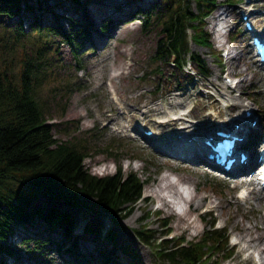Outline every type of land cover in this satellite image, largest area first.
I'll return each mask as SVG.
<instances>
[{
	"label": "rangeland",
	"instance_id": "1",
	"mask_svg": "<svg viewBox=\"0 0 264 264\" xmlns=\"http://www.w3.org/2000/svg\"><path fill=\"white\" fill-rule=\"evenodd\" d=\"M234 1L237 2L218 0L215 13L207 19V29L212 34L213 46L216 51L221 52L222 61L211 53V49L191 43V49L206 60L211 72L209 77L192 72V65H188V71L183 73L169 62L157 64L153 60L161 27L155 24L147 30L144 26V13L152 11L150 9L157 4L160 5L159 0H114L111 3L114 7L108 6L109 4L93 5L92 0H87L79 5V9L78 5H69L66 9H70V12L63 16L59 10L58 13L48 12L43 19L40 17L44 26L51 25L61 32L55 34L46 31L48 44L54 53L51 71L54 81L44 88L43 97L50 106L49 123L55 128V136L69 140L71 137L62 128L68 130L66 123L70 120L79 121L81 128L76 134L88 137L91 143V155L85 160L88 171L103 177L115 174L116 169L121 166L125 172H137L143 179L151 176L150 181L145 184L144 196L137 202L135 211L124 220L119 221L116 218L112 226L117 244L135 249L144 264L166 263L153 253L155 245L143 243L134 230L149 223V228L162 233L166 229L163 227L167 223L164 222L166 219L170 220L172 228L171 234H167L179 238L186 236V242L200 240L214 220L218 222L217 227L226 226L224 229L230 236L229 248L235 252L231 259L224 258V252L220 253L215 258V262L219 261L220 264H256L252 252L264 249L262 242L260 248L249 249L248 258L243 253L247 242L242 237L249 239L250 236H256L257 225L264 231V208L260 209V205L249 201L256 196L251 193L254 188L258 190L255 187L256 182L245 183L249 186L242 193L244 187L236 180L215 177L214 174L205 172L206 169L199 163L183 162L158 154L149 140L145 141L141 136L135 140L129 136V129H137L138 125L154 127L162 134L171 131L173 126L162 123L165 117L176 111L185 112L189 109L192 111L191 119L201 127H206L222 118L227 121L239 118L243 109L248 106L261 119L260 127L256 130L259 131L264 126V65L258 64L251 51L250 35L246 31L242 13L243 9L264 13V0ZM33 3L36 14L41 15L38 0H33ZM52 3L51 1L44 6L49 7ZM140 7L143 8L138 11ZM192 8L196 10L194 3ZM21 14L20 18L0 15V39L4 38L5 27H17L23 20L26 32L32 33L31 20H28L32 19V15L24 11ZM47 16H50L49 21ZM108 18L112 21L105 24ZM103 24L106 25L105 33L101 31ZM80 28L87 33L78 37ZM233 32H240L239 38L232 39ZM65 36H77L76 47L81 49L80 62L76 60ZM94 36L101 41L97 43ZM229 46L233 49L232 54L236 53V57L230 60L223 56V49ZM22 55L23 51L20 50L9 56V63L15 71L21 68L19 61L23 59ZM230 67L232 73L242 81L233 93L223 80L224 72H228ZM57 81L63 85L60 91L54 87L57 86ZM115 99L120 105L114 103ZM230 103L232 110L228 108ZM121 106L125 107V115L119 109ZM258 134L257 143L261 139ZM249 135L251 138V131ZM111 142L115 144L116 157L107 154L110 151L106 150V145ZM214 180L218 184L213 183ZM170 182L176 184L187 199L191 195L198 196L189 211L188 203L180 204V197L166 189ZM156 191H159L161 197ZM260 193L264 194V191L260 190ZM246 194L248 197L244 198ZM205 197H209L207 201H204ZM251 200L255 202L254 199ZM32 206L47 211L67 212L74 220H77L79 213H85L91 220L92 230L100 234L103 233L104 219L109 217L96 216L86 208H71L65 202L42 195L33 200ZM148 209L161 213H154L144 222L142 218ZM208 211H212V216L202 220V213ZM34 224V229L40 230L45 239L50 237L60 241L59 233H47L50 236L46 234L40 220L36 219ZM246 229L251 232L250 236ZM163 236L160 235V238ZM27 237V231L18 226L10 238L15 255L5 254L0 260L7 264H48V260H52L53 264H111L102 262V257L98 254L101 241H82L81 254L76 258L66 249L61 250L57 244L49 243L42 250L41 257H37L32 252L36 247ZM37 238L39 236L34 239ZM239 241L240 246H236ZM28 246L33 249L27 251ZM120 256L122 264H135L128 257ZM215 262L210 261L211 264Z\"/></svg>",
	"mask_w": 264,
	"mask_h": 264
},
{
	"label": "trees",
	"instance_id": "2",
	"mask_svg": "<svg viewBox=\"0 0 264 264\" xmlns=\"http://www.w3.org/2000/svg\"><path fill=\"white\" fill-rule=\"evenodd\" d=\"M51 1V6H44ZM159 1L160 5L144 13L147 30L155 24L161 27L153 56L155 63L169 62L183 73L188 71V65H192L198 74L210 76L206 60L191 49V43L211 49V53L221 60V53L213 46L206 21L216 10L218 0ZM63 2L38 0L41 15H37L33 0H0V15L20 18L23 11L32 15V19L28 18L32 33L26 32L23 20L17 27H5L4 38L0 39V257L4 254L15 255L10 238L18 226L27 231V239L36 247L32 250L35 256H41L51 240H47L48 237L45 239L40 230L34 229L36 219L40 220L46 234L59 233L58 246L67 247L75 258L81 254L80 243L84 239L99 240L90 230L84 236L76 235V219L67 212L34 208L33 200L38 196L65 202L71 208H86L96 216L107 215L120 221L135 211L145 184L151 179V176L143 179L134 171L127 173L121 166L115 174L103 177L88 171L85 160L91 155V143L88 137L76 134L81 128L79 121L70 120L66 123L68 130L62 128L71 137L69 140L59 139L54 134L55 128L49 123L50 106L43 97L44 88L54 81L51 73L54 53L48 44L47 32H61L51 25L44 26L40 17L43 19L48 12L64 10ZM70 3L75 7L78 5V9L81 5L80 0H70ZM193 3L196 10L192 8ZM105 24L101 30L103 33ZM189 26L193 31L191 38L186 29ZM78 31V37L87 33L81 28ZM239 33L233 32L232 39L239 38ZM65 37L76 60L80 62L81 49L76 47L77 36ZM20 50L23 51V59L19 61L21 68L15 71L9 63V56ZM54 87L60 91L62 82L57 81ZM114 148L112 142L107 144L106 150L110 151L107 154L116 157ZM213 183L218 184L215 180ZM144 215L142 221L146 222L154 212L148 209ZM164 222H167L163 223L166 229L162 233L149 228V223L134 231L143 243L155 245L153 253L166 264H211L210 261L215 262L222 252L227 259L234 255L225 230H217L211 225L198 241L186 242V236L167 241L161 239L160 235L172 228L170 220ZM36 236L39 238L34 239ZM104 242L105 245H100L98 249L103 262L121 264V251L133 263L144 264L135 249L119 246L112 232L104 237ZM30 246L26 248L27 251L33 249ZM0 264L7 263L0 260ZM215 264L220 262L216 261Z\"/></svg>",
	"mask_w": 264,
	"mask_h": 264
},
{
	"label": "bare ground",
	"instance_id": "3",
	"mask_svg": "<svg viewBox=\"0 0 264 264\" xmlns=\"http://www.w3.org/2000/svg\"><path fill=\"white\" fill-rule=\"evenodd\" d=\"M112 2H114V0H109V5H108V6H113V7H114V4H111ZM98 3L101 4V5H107L108 2H106V0H99ZM123 13H124V12H123ZM94 37H95L97 43L101 41L97 36H94ZM214 108H215V107L213 106V107H212V110H214ZM244 112H245V111H244ZM180 117H182V116H178L177 118H180ZM177 118H176V119H175V118H171V124L175 123V124L177 125V121H178ZM180 119H182V118H180ZM174 121H175V122H174ZM186 123H190V121H188V120H183V122L180 123V124H181V125H182V124L186 125ZM179 133H180V130H179V131H176L174 135H177V134H179ZM166 138H168V136H161L159 140L166 139ZM173 141H179V139H178V138H173V139L169 140V142H165V144H167V145H171V143H172ZM204 147H205V149H208V150L210 149L209 147H206V146H204ZM172 151H174V150H172ZM175 152H176V151H175ZM194 153H195L194 151H191L190 153H187V154H186V159L189 160V162H197V160H196V158H195V156H194ZM243 167H246V166H243ZM243 170H244V168H243ZM182 181H184V180H182ZM236 182H237L238 184H244V183H247V181L243 178V176H239V177H237V178H236ZM255 187H256V186H255ZM166 189H168L169 192H172V193H174L176 196H179V197H180V201H179L180 204L188 203L190 206H192V205H193L194 203H196V201L198 200V196H197V195H191L190 199H187V198L184 196V194L178 189L177 185L174 184V183H171V182L168 183V184L166 185ZM256 189H257V187H256ZM251 193H252L253 195H254V194L256 195L255 197L253 196V198H251V199H254L255 202H252L251 199H250L249 201H250L252 204L257 203L258 205H260V209L264 208V194H261L259 189H258V190H255V188H254V190H253V189L251 190ZM156 194H157L159 197H161L160 194H159V191H156ZM162 198H163V197H162ZM208 198H209V197H205V198H204V201H205V200L207 201ZM166 204H167V203H166ZM184 215H186L185 212H184ZM262 221L264 222V217H262ZM261 228H262V227L259 226V225L256 226V230H257V232H258V234H257L256 236H250V235H251V232L248 231V229H246V231H248V235L250 236V238L247 239L246 236L242 237V239H243V240L245 239L246 242H247V245L244 247L243 252H249V253H250V250H249L250 248H260V247L262 246V242H264V231H263V230H260ZM263 228H264V227H263ZM245 240H244V241H245ZM259 255H263L262 261H263V264H264V249L261 248V250L259 251Z\"/></svg>",
	"mask_w": 264,
	"mask_h": 264
}]
</instances>
